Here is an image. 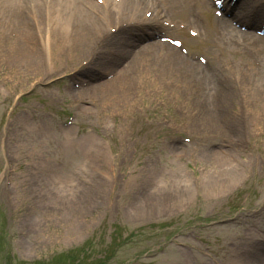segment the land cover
<instances>
[{
  "label": "rangeland",
  "instance_id": "rangeland-1",
  "mask_svg": "<svg viewBox=\"0 0 264 264\" xmlns=\"http://www.w3.org/2000/svg\"><path fill=\"white\" fill-rule=\"evenodd\" d=\"M16 43L11 52L0 47V264L6 251L20 263L39 259L50 264L58 252H67L81 264H222L221 246L237 235L230 228L244 224L228 217L239 204L264 202V114L252 112L257 108L251 103L259 99L236 91L239 86L244 91L242 83L264 70L229 56L230 62L241 63L238 72L224 69L220 58L193 77L189 70L179 71L181 58L176 63L155 55L124 56L110 67L116 73L107 84L96 82L66 95L55 94L58 84L18 98L26 81L46 67L75 65L88 56L57 54L49 63L39 57L16 62L15 51L30 45L21 38ZM202 44L196 39L189 47L200 51ZM87 50L82 46V53ZM261 61L264 65V56ZM11 82L23 88H6ZM247 98L250 106L241 108ZM35 102L45 105L46 117L25 111ZM68 111L75 113L74 126L100 119L103 136L75 137L73 127L56 128L57 116L65 118ZM255 118L261 121L258 128ZM178 125L180 131L203 129L200 157L194 158L198 154L192 145L181 141L167 145L165 153L158 150ZM183 150L191 156L189 163ZM221 150L229 159L244 161L237 178L219 170ZM78 165L86 171H78ZM239 178L246 179L241 193L237 189L227 196ZM216 183H222L221 193H207ZM149 223L158 226L144 228ZM117 227L122 234L115 233ZM178 234L198 250L176 245Z\"/></svg>",
  "mask_w": 264,
  "mask_h": 264
},
{
  "label": "bare ground",
  "instance_id": "bare-ground-1",
  "mask_svg": "<svg viewBox=\"0 0 264 264\" xmlns=\"http://www.w3.org/2000/svg\"><path fill=\"white\" fill-rule=\"evenodd\" d=\"M105 1L106 4L100 8L95 4V7L98 8V10L93 12L91 10L93 5L91 0H0V13H6L16 18H20L25 25H30V22H34L36 20V15L41 30L44 29V26H46V28H53L52 35H48L47 33H45V35H40V40L45 41L44 43L48 46V52L55 53L56 50L61 47L65 53H69V50H71L70 47L74 48L71 50L72 52H79L74 45H78L79 48L86 43H90V46L93 45L95 40L92 38V35L94 34L96 27L83 26V28H87L85 34L78 32V37L76 39L75 35H77V33L70 29L72 25L77 24L80 21H89L97 14L105 13L107 15V13H109V15H124L125 13L132 11L136 13L145 6V2L142 0H119L118 2L112 0ZM24 11L29 13V18ZM259 11L260 10H255L252 14L255 21L264 18V14ZM0 19L5 20L1 14ZM98 22L100 21L98 20ZM225 30L230 33L228 27H225ZM123 34L124 32L121 36ZM108 37L109 35L106 37L105 41L112 46L122 48L125 53L131 51L126 45L125 39L121 41V38L119 39L115 36H111L109 39ZM224 38L228 40V36H224ZM153 45L155 44H150L151 47ZM1 46H3V44H1ZM147 47L144 46L143 48H140V50L135 51L134 54H137V56L147 54ZM219 159L223 166L230 165L227 158L220 157ZM225 170L230 175L235 173L231 167H226ZM256 237V233L251 234L249 239ZM261 241L264 242L263 239ZM263 261L264 258L261 257L259 250L249 251L244 249V251L238 254L237 260L233 264H264L262 263Z\"/></svg>",
  "mask_w": 264,
  "mask_h": 264
}]
</instances>
